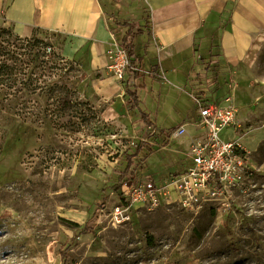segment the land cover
I'll return each instance as SVG.
<instances>
[{
	"label": "rangeland",
	"instance_id": "obj_1",
	"mask_svg": "<svg viewBox=\"0 0 264 264\" xmlns=\"http://www.w3.org/2000/svg\"><path fill=\"white\" fill-rule=\"evenodd\" d=\"M34 37L69 63L57 77L68 95L53 96L70 108L31 97L24 115L0 116V264H264V47L248 83L226 96L238 106L236 132L221 134L242 139L253 180L229 193V206L218 202L198 215L178 204L137 208L118 225L112 216L131 184L129 176L122 179L129 165L141 180L158 181L188 167L197 139L188 148V129L199 130L198 138L204 132L195 126L196 114L183 119L199 114L198 96L176 100L170 86L142 89L141 108L152 116L146 123L124 95L141 83L120 80L112 68L114 39L109 65L92 72L87 52L63 56L64 35ZM183 124L187 133L173 138Z\"/></svg>",
	"mask_w": 264,
	"mask_h": 264
},
{
	"label": "crops",
	"instance_id": "obj_2",
	"mask_svg": "<svg viewBox=\"0 0 264 264\" xmlns=\"http://www.w3.org/2000/svg\"><path fill=\"white\" fill-rule=\"evenodd\" d=\"M2 26L24 39L64 35L63 56L75 59L87 52L92 72L109 65L112 39L122 40L131 30L140 100L148 87L163 91L170 86L176 100L187 93L221 104L248 83L262 52L264 0H0ZM141 110L150 121L151 114ZM187 114L183 121L195 114L197 121V113ZM192 129L188 148L200 137Z\"/></svg>",
	"mask_w": 264,
	"mask_h": 264
},
{
	"label": "built area",
	"instance_id": "obj_3",
	"mask_svg": "<svg viewBox=\"0 0 264 264\" xmlns=\"http://www.w3.org/2000/svg\"><path fill=\"white\" fill-rule=\"evenodd\" d=\"M113 41L115 63L112 68L120 80L133 81L139 68L127 50L116 39ZM195 103L199 109L195 126L204 133L191 148L189 166L164 181L141 180L132 169L128 179L131 184L124 187L122 203L113 212L112 218L118 225L129 221L132 210L137 208L154 210L178 204L186 212L198 215L205 207L217 206L218 202L229 206V193L244 190L253 180L255 170L249 163L246 148L230 137L221 138L224 132L232 129L236 132L239 110L234 99L227 98L216 104L195 98ZM187 127L188 124L181 125L172 137L186 134Z\"/></svg>",
	"mask_w": 264,
	"mask_h": 264
},
{
	"label": "trees",
	"instance_id": "obj_4",
	"mask_svg": "<svg viewBox=\"0 0 264 264\" xmlns=\"http://www.w3.org/2000/svg\"><path fill=\"white\" fill-rule=\"evenodd\" d=\"M135 34L131 30L122 39L121 45L133 59L134 50L130 39ZM44 44L42 40L35 37L21 38L12 29L0 28V116L3 113H10L15 116L25 114L28 98L31 97H49V99L58 100L61 108H70L68 101H64L61 96H53L54 93L65 94V86L60 84L58 78H63L68 62L60 54ZM60 72L61 74H54ZM56 75L52 80L51 75ZM135 79H140L136 74ZM126 96L128 106L132 111H140L141 119L148 123V115L141 110V100L137 90L126 87ZM23 105L22 108H19ZM19 108V109H18ZM29 114V113H28ZM132 165H129L122 174V179L129 176ZM121 179V181H122ZM121 181L117 186L120 189ZM77 227L76 224H73Z\"/></svg>",
	"mask_w": 264,
	"mask_h": 264
}]
</instances>
